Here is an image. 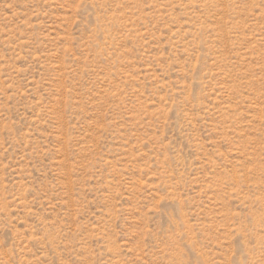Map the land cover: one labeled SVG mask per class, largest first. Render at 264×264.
<instances>
[{
    "label": "rangeland",
    "instance_id": "1",
    "mask_svg": "<svg viewBox=\"0 0 264 264\" xmlns=\"http://www.w3.org/2000/svg\"><path fill=\"white\" fill-rule=\"evenodd\" d=\"M0 264H264V0H0Z\"/></svg>",
    "mask_w": 264,
    "mask_h": 264
}]
</instances>
